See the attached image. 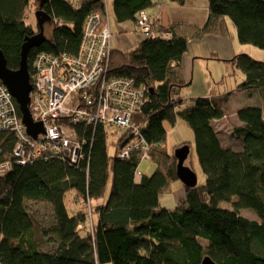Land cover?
Wrapping results in <instances>:
<instances>
[{"label":"trees","instance_id":"1","mask_svg":"<svg viewBox=\"0 0 264 264\" xmlns=\"http://www.w3.org/2000/svg\"><path fill=\"white\" fill-rule=\"evenodd\" d=\"M102 1L78 0L74 6L71 0H0V50L8 67L19 69L25 40L40 32L26 24L32 6L35 16L39 10L50 16L52 21L46 24H51L53 35L30 51L29 69L40 52L76 55L86 20L104 9ZM154 5L153 0H114L115 18L137 24L140 12ZM221 17L234 23L240 43L264 51V0H209V20L200 34L208 33ZM170 33V38H145L127 54L113 51L110 64L111 76L131 78L153 89L134 123L142 126L151 157L168 165L165 172L135 182L143 151L132 150L128 159L117 157L130 142L129 133L112 144L116 155L110 156V137L103 130L80 127L81 138L92 141L87 168L58 159L17 166L12 157L15 137L0 132V163L13 162L12 169L0 176L1 264H202L206 258L216 264H264V110H240L241 125L233 133L242 140V149L225 147L213 122L225 116L230 94L198 98L186 106L179 68L189 42L172 29ZM234 64L245 75L240 88L264 96V61L241 54ZM179 119L195 134L206 182L196 188L184 186V198L170 211L161 206L160 198L178 177L177 160L164 146L165 123L175 126ZM73 192L84 199L85 211L73 212L75 207L66 199ZM28 202L48 204L51 218L42 223L29 211ZM91 203H98L94 211ZM243 209L257 219L241 215Z\"/></svg>","mask_w":264,"mask_h":264},{"label":"built area","instance_id":"2","mask_svg":"<svg viewBox=\"0 0 264 264\" xmlns=\"http://www.w3.org/2000/svg\"><path fill=\"white\" fill-rule=\"evenodd\" d=\"M71 2L78 5V0ZM102 6L103 10L87 18L76 55L40 52L32 63L30 110L34 121L43 124V134L36 138L28 135L17 114L16 100L0 80V132H11L16 139L12 150L15 165L58 159L72 167L89 168L92 141L81 138L80 127L101 129L109 137L119 131L120 136L129 133L130 142L117 157L128 159L132 150L141 149L142 161L153 160L142 126L134 123L148 103L151 88L131 78L111 76L113 49L107 0ZM137 27L144 38L160 35L147 10L140 12ZM12 166L10 161L0 163V176ZM142 178L138 166L135 182Z\"/></svg>","mask_w":264,"mask_h":264},{"label":"crops","instance_id":"3","mask_svg":"<svg viewBox=\"0 0 264 264\" xmlns=\"http://www.w3.org/2000/svg\"><path fill=\"white\" fill-rule=\"evenodd\" d=\"M153 1L155 5L148 9V13L156 26V31L163 37L170 38L172 29L175 35L185 37L189 42L188 51L180 62L179 68V77L185 84L182 90L190 88L196 92V96H202L200 98L222 97L230 94L225 116L214 120L213 127L217 133H222L225 123L232 129L241 125L238 114L240 110L249 107V103L246 101L239 103L236 97L250 93H255L258 97L259 91L240 88L245 81V75L237 69L234 60L237 56L245 54L264 61V54L261 55L256 48L239 42L237 28L228 17L215 20L208 33L200 34L209 20V0H185L184 5L165 0ZM109 15L107 7L113 51L127 54L135 50L145 39L139 32L137 24L130 21L119 23L114 14H112V21ZM167 33L169 35H165ZM173 65L175 67L176 63ZM200 92H203V95H200ZM256 104H260V107H256L264 110V104L258 98H256ZM232 137L238 139L234 133Z\"/></svg>","mask_w":264,"mask_h":264},{"label":"rangeland","instance_id":"4","mask_svg":"<svg viewBox=\"0 0 264 264\" xmlns=\"http://www.w3.org/2000/svg\"><path fill=\"white\" fill-rule=\"evenodd\" d=\"M33 7L34 6H32L28 12V17H26V24H29L32 26L33 29L38 30L37 18L35 16V8H33ZM107 7L109 10V14H110L109 18L113 21L112 14L115 15V13H114V0H107ZM137 28H138V30H140L139 27H137ZM44 32H45V36L47 38L52 37L53 29H52L51 24L45 25ZM119 36H121V34H119ZM249 46H251V48H256V50H257V52H259V54H261V55L264 54V51L259 49L258 47H255L253 45H249ZM251 52H254V51H251ZM257 61H260V60H257ZM222 75L225 76V74H222ZM223 76H221V78ZM200 93H199L200 95H203V92H200ZM258 94H259L258 97L255 93L254 94L250 93V94H246L245 96L236 97V99L239 100V103H242V101H246L247 103H249V107H256V106L260 105V104H256V98H258L260 100V102H262L264 104V96L260 92H258ZM196 95H197L196 92L192 91V89H190V88H185L181 92V98L184 100V103L186 104L187 107H191L196 98L202 97V96H196ZM229 108L232 109L230 106H229ZM229 111H232V110H229ZM231 113H233V112H231ZM238 120H239V118H238ZM239 122H240V120H239ZM165 128L167 130V136H166V141L164 143V146H165V150L167 151L169 156H171V157L174 156L177 149L183 148L184 146L187 145L190 149V153H189L188 158L185 161V166L190 167L197 174L198 185L205 184L206 176L203 173L202 167H201L199 160H198V157H197L195 134H194L193 130L180 119L177 121L175 126H172L169 122H166ZM234 128L232 129L231 126L226 125V123H225L224 127L221 131L222 133H217V135L219 136L221 143L225 147H229L233 150L238 151V150L242 149V140H239V139L236 140L232 137V134L234 132ZM120 133H121V131H119L118 135L110 136V139L108 140V151H109L110 156L116 155L115 147L112 144L114 142H116V140L120 136ZM126 147L127 146H125V148ZM161 160H162V158H156V160L153 159L151 161L143 160L140 162L139 171L143 174V176H148V177H151L155 172H157L159 170L165 172V170L168 168V165H166V162L164 160L163 161H161ZM110 189H111V184L108 186V191H107V196H106L107 198H108V195L110 193ZM185 190H186V188L184 187V185L179 180L171 181L169 183V185L167 186V188L161 194V198H160L161 206L170 210V211L174 210L176 208L177 204L179 202H181L182 199L184 198ZM66 199L68 201V204L71 205V208H73V206L75 207V209H73V212L78 213L79 211H82V210L85 211L86 210L85 204H84V199L82 198L81 195L76 194L74 192L69 193L66 196ZM92 204L93 203H91L90 206H91V208H93L92 210L94 211V209L98 205V203H94L93 206H92ZM27 207H28L29 211L36 218H38L42 223L43 222L46 223L51 218L52 210L48 204L37 203V202H28ZM221 207L226 208V203H222ZM88 209H89V207L87 208V210ZM241 215H243L249 219H255V220L257 219V216L255 215V213H253L250 210L243 209L241 211ZM90 229L91 228L88 226L87 230H90ZM200 243L204 247H207V245H208V243L205 241H200ZM48 244H49L48 245L49 247L53 246L50 242ZM49 247H47V249Z\"/></svg>","mask_w":264,"mask_h":264},{"label":"water","instance_id":"5","mask_svg":"<svg viewBox=\"0 0 264 264\" xmlns=\"http://www.w3.org/2000/svg\"><path fill=\"white\" fill-rule=\"evenodd\" d=\"M38 27L40 32L25 40L21 51V61L18 70H12L8 67L6 57L2 50H0V80L7 87L10 94L16 100L23 125L29 136L36 138L39 134L45 132L43 124L35 122L30 110V93L32 92L31 74L28 64V56L33 48L40 47L48 39L45 36L44 27L46 23L51 22L50 16L47 13L39 10L36 13ZM153 92V89H151ZM190 153L189 147L186 145L179 148L175 152V159L177 160L176 172L178 180L188 188H196L198 186V176L190 168L185 166V161ZM264 223V216H263ZM202 264H216L211 259H204Z\"/></svg>","mask_w":264,"mask_h":264},{"label":"bare ground","instance_id":"6","mask_svg":"<svg viewBox=\"0 0 264 264\" xmlns=\"http://www.w3.org/2000/svg\"><path fill=\"white\" fill-rule=\"evenodd\" d=\"M142 180V179H141ZM141 182V181H140ZM140 182H138L137 184H140Z\"/></svg>","mask_w":264,"mask_h":264}]
</instances>
